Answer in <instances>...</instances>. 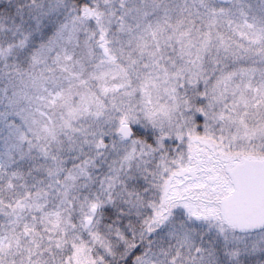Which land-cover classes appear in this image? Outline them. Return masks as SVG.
I'll return each mask as SVG.
<instances>
[{
    "label": "snow or ice",
    "instance_id": "1",
    "mask_svg": "<svg viewBox=\"0 0 264 264\" xmlns=\"http://www.w3.org/2000/svg\"><path fill=\"white\" fill-rule=\"evenodd\" d=\"M0 264H264V0H0Z\"/></svg>",
    "mask_w": 264,
    "mask_h": 264
}]
</instances>
